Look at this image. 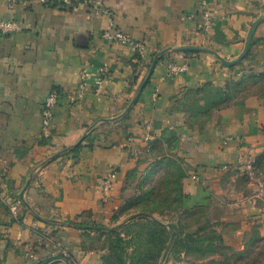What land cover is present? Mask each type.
<instances>
[{
  "label": "crops",
  "instance_id": "1",
  "mask_svg": "<svg viewBox=\"0 0 264 264\" xmlns=\"http://www.w3.org/2000/svg\"><path fill=\"white\" fill-rule=\"evenodd\" d=\"M92 1L90 10L0 0V18L20 26L0 36V264H52L62 251L94 263L81 225L107 223L132 195L129 176L149 171L136 163L151 159L174 160L183 207L219 228L228 249L242 253L252 231L264 241V167L250 175L240 162L264 155V89L256 85L264 21L240 63L219 61L242 54L264 0ZM96 4L143 53L100 38L108 18L92 15ZM203 10L212 18L205 32ZM169 66L186 70L167 77ZM82 71L87 87L76 104ZM51 92L58 103L43 136L40 109ZM111 171L116 180L102 204L100 184Z\"/></svg>",
  "mask_w": 264,
  "mask_h": 264
},
{
  "label": "trees",
  "instance_id": "2",
  "mask_svg": "<svg viewBox=\"0 0 264 264\" xmlns=\"http://www.w3.org/2000/svg\"><path fill=\"white\" fill-rule=\"evenodd\" d=\"M91 1V0H88ZM47 6L51 7H58L60 9L63 8H75L79 5H85L88 9H92L90 4L85 3V0H69V4L65 5L63 3H56V2H49L46 4ZM256 85L259 86V90L264 89V74L259 78V81L256 82ZM264 167V155L260 156L259 158L255 159L252 168L254 171H259L260 168ZM135 174H131L129 177L134 176ZM128 180V179H127ZM178 180V177L176 178V182ZM248 179L247 176L242 174L241 177L238 179V183L240 185L247 184ZM140 188V185L138 186ZM137 189L138 195L134 198H131L130 200H127L126 204L120 208L114 216L111 218L112 222H117L118 218L123 217L124 215H128L130 212L129 210L137 208V213L132 216L129 219V223H133L135 221H145L146 227H145V238L143 240H139L138 242L133 241L132 238L134 236L129 235L130 232L127 231L129 228L127 224H124L122 226H113L110 228H106L99 225H86L82 224L81 226H87L89 227L87 232H84L82 235L83 241L85 243V240L92 237L93 234H97V238H103L104 243L101 247L102 251H105L108 253L107 256H100L99 262L102 264H159L160 259L164 256L166 252H169L172 247H176L181 249L185 248L188 251L190 248L186 245H192V253H200V252H207V255H217L218 253L226 257V252L229 250L225 245L224 242L216 232L213 231V225L211 226H202L197 227L195 226V229L192 231V234H185V236L179 240L176 236V229L174 224H169V227L164 226L157 220L152 219L149 215L152 216V213L155 211L151 205L148 206H141L143 202V198H148L150 190L146 192H142V189ZM140 190V191H139ZM170 190H173L170 188ZM180 190V189H179ZM181 194V191H180ZM178 194L177 198L180 201V205L177 209L173 208L172 211L181 210L182 208V202H183V195L182 197ZM199 213V212H198ZM149 214V215H148ZM16 217V221L20 222L21 218ZM14 220V221H15ZM196 224H200L197 222ZM206 225V224H202ZM211 229L213 232H210V234L202 236L206 229ZM92 234V235H91ZM140 232H136V237L140 236ZM252 237L249 239V241L246 243L244 251L245 252L248 248L252 247L253 245L263 243L264 241L259 238L256 233L252 231ZM86 245V243H85ZM144 247L142 248V246ZM130 246L138 247V249L134 250L131 254L127 253V249L130 248ZM85 250L93 251L95 254L94 248L89 246H82ZM242 252V253H243ZM242 253H235V256H241ZM244 254V253H243ZM52 264H77L75 260L66 253V257H64L62 254L58 256L57 261Z\"/></svg>",
  "mask_w": 264,
  "mask_h": 264
},
{
  "label": "rangeland",
  "instance_id": "3",
  "mask_svg": "<svg viewBox=\"0 0 264 264\" xmlns=\"http://www.w3.org/2000/svg\"><path fill=\"white\" fill-rule=\"evenodd\" d=\"M172 162H174L173 159H151L145 164L139 161L135 166H137L139 169L142 166L144 167L147 165L149 168L148 173L135 174L134 176L130 177L132 180L131 182L126 181L125 183L128 185V192L132 194L128 200L134 198L138 195V193H140L137 190L139 185V189H142L143 193L148 190L151 191L148 198H143L141 206L146 207L151 205L155 211L152 213V216L149 214L148 215L164 226H166V224H174L176 236L179 240H181L185 234H192L195 226L202 227L208 225H202L201 223L199 225L196 224L197 219L202 215L198 213V210L196 209L192 210V208H184L183 202V209L180 211H172L173 208L177 209L180 205V201L177 198L178 194H180V191V196L182 197L183 195L182 182H176V167L172 164ZM170 188L173 190H170ZM126 202L128 201H125L120 208H122ZM118 210H116L115 213ZM137 210V208L129 210L130 212L128 215L118 218L117 222H112L111 220L115 214L114 213L107 223H92V225H99L106 228H110L115 225L122 226L129 222V219L137 213ZM127 226L129 227L127 229V231L130 232L129 235L134 236L130 242H138L139 240H143L145 238V221H135L133 223L127 224ZM218 230L219 228L213 226V231L216 232V234H218ZM213 231L207 228L202 236L208 235ZM136 232L141 233L139 237H136ZM96 236L98 235L93 234L92 237L85 240L87 247L91 246L95 251L94 263L91 261L90 264H96V261L97 264H102L99 262L100 256L108 255V253L101 250V247L104 243L103 238H97ZM186 245L190 248L189 251L184 247L181 249L177 248V246L172 247L171 250L166 252L160 259L159 264H264V242L248 248L244 254L242 253L241 256H235L234 254L236 252L233 249H229L224 251L226 252V257L221 256L219 253L213 256L207 255V252L203 251L197 254L192 253V245L185 243V246ZM143 247L144 245L142 248ZM136 249H138V247L135 248V246H130V248L127 249V253L131 254Z\"/></svg>",
  "mask_w": 264,
  "mask_h": 264
},
{
  "label": "built area",
  "instance_id": "4",
  "mask_svg": "<svg viewBox=\"0 0 264 264\" xmlns=\"http://www.w3.org/2000/svg\"><path fill=\"white\" fill-rule=\"evenodd\" d=\"M38 2L42 5H45L49 2L63 3L65 5L69 4V0H38ZM85 3L92 4L93 1L85 0ZM201 4L204 5L205 0H201ZM95 6L96 7L93 8L92 11L93 16L95 17L102 16L108 18V25L106 29L100 34V38L102 40H105L110 44L127 46L131 49L132 52L137 54H141L144 52L145 47L142 44L136 43L125 34L114 30V24L112 22V14L108 10L102 8L101 6H99V4H96ZM201 19H202V24L200 26V30L205 32L211 27L212 18L210 17L207 11L203 10L201 12ZM19 32H20V26L16 21L5 20L0 18V36H9ZM185 70H186L185 66L182 67L169 66L167 77H171L173 75L182 73ZM87 79H88L87 72L82 71L80 73V80L76 87V90L71 96L72 102L78 104L82 101L87 87ZM99 84H100V80L96 82V85ZM58 97L59 96L55 92H51L47 96H45L41 104L40 130L43 136L49 135L50 126L53 120V109L58 103ZM244 161H240V162L244 163L246 171L251 175L253 172V168H252L253 161L252 160H246V162ZM115 180H116V173L113 171L108 173L103 178L100 184V198L102 204H107L109 202L111 187ZM192 180L196 181L197 178L193 176ZM0 200H5V198H3L1 194H0ZM8 211L12 217H15L18 211V204L15 203L9 206ZM61 254L64 257H66L65 252L62 251Z\"/></svg>",
  "mask_w": 264,
  "mask_h": 264
},
{
  "label": "water",
  "instance_id": "5",
  "mask_svg": "<svg viewBox=\"0 0 264 264\" xmlns=\"http://www.w3.org/2000/svg\"><path fill=\"white\" fill-rule=\"evenodd\" d=\"M264 21V16L257 19L250 27V30L248 32V35H247V39H246V42H245V47H244V50L242 52V54L239 56V58L237 60H235L234 62H225L221 59H219V61L226 67H232V66H235L237 65L238 63H240L247 55H248V51H249V48H250V44H251V41H252V37L254 35V32L256 30V27L262 23ZM156 61L154 60L152 65L150 66V69L144 79V81L142 82L141 86H140V91L145 87V85L147 84L151 74H152V71H153V68H154V65H155ZM20 198L22 199V195L20 196Z\"/></svg>",
  "mask_w": 264,
  "mask_h": 264
}]
</instances>
